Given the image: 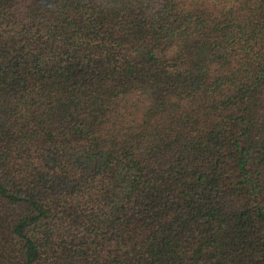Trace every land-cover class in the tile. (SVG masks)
Returning a JSON list of instances; mask_svg holds the SVG:
<instances>
[{"label":"trees","instance_id":"1","mask_svg":"<svg viewBox=\"0 0 264 264\" xmlns=\"http://www.w3.org/2000/svg\"><path fill=\"white\" fill-rule=\"evenodd\" d=\"M0 264H264V0H0Z\"/></svg>","mask_w":264,"mask_h":264}]
</instances>
